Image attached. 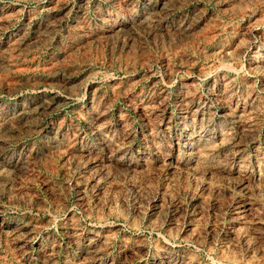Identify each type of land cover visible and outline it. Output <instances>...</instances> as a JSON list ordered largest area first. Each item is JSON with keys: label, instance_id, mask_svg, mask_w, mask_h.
Segmentation results:
<instances>
[{"label": "rangeland", "instance_id": "rangeland-1", "mask_svg": "<svg viewBox=\"0 0 264 264\" xmlns=\"http://www.w3.org/2000/svg\"><path fill=\"white\" fill-rule=\"evenodd\" d=\"M0 264H264V0H0Z\"/></svg>", "mask_w": 264, "mask_h": 264}]
</instances>
